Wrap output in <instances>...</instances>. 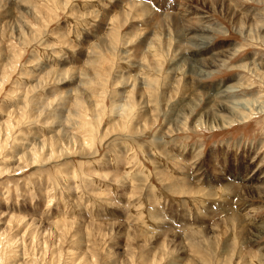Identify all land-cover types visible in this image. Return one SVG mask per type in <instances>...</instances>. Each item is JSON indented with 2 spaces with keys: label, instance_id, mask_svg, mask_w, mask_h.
Here are the masks:
<instances>
[{
  "label": "rangeland",
  "instance_id": "obj_1",
  "mask_svg": "<svg viewBox=\"0 0 264 264\" xmlns=\"http://www.w3.org/2000/svg\"><path fill=\"white\" fill-rule=\"evenodd\" d=\"M0 264H264V0H0Z\"/></svg>",
  "mask_w": 264,
  "mask_h": 264
},
{
  "label": "bare ground",
  "instance_id": "obj_2",
  "mask_svg": "<svg viewBox=\"0 0 264 264\" xmlns=\"http://www.w3.org/2000/svg\"><path fill=\"white\" fill-rule=\"evenodd\" d=\"M200 42V41H199ZM201 71V70H200ZM220 89V88H219ZM219 89H217V90H219ZM222 91V90H221ZM224 91V90H223ZM227 92V91H226ZM222 103V102H221ZM223 104V103H222ZM224 104H226V102L224 103ZM227 105V104H226ZM232 105H230V107H231ZM259 178H260V176L259 175H255L254 176V179L256 180H259ZM261 179V178H260Z\"/></svg>",
  "mask_w": 264,
  "mask_h": 264
}]
</instances>
